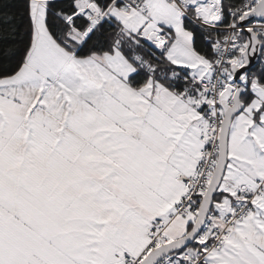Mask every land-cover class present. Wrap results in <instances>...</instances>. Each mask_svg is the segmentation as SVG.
Instances as JSON below:
<instances>
[{"label": "snow or ice", "instance_id": "obj_1", "mask_svg": "<svg viewBox=\"0 0 264 264\" xmlns=\"http://www.w3.org/2000/svg\"><path fill=\"white\" fill-rule=\"evenodd\" d=\"M0 264H264V0H0Z\"/></svg>", "mask_w": 264, "mask_h": 264}]
</instances>
